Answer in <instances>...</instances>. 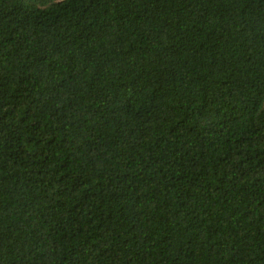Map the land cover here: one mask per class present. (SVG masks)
Masks as SVG:
<instances>
[{"label":"trees","instance_id":"trees-1","mask_svg":"<svg viewBox=\"0 0 264 264\" xmlns=\"http://www.w3.org/2000/svg\"><path fill=\"white\" fill-rule=\"evenodd\" d=\"M0 264H264V0H0Z\"/></svg>","mask_w":264,"mask_h":264}]
</instances>
